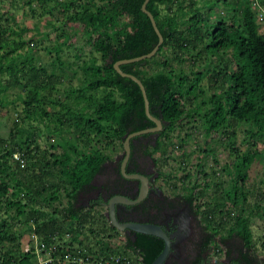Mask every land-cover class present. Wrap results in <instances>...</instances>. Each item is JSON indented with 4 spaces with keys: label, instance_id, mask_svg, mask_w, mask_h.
Listing matches in <instances>:
<instances>
[{
    "label": "trees",
    "instance_id": "trees-1",
    "mask_svg": "<svg viewBox=\"0 0 264 264\" xmlns=\"http://www.w3.org/2000/svg\"><path fill=\"white\" fill-rule=\"evenodd\" d=\"M34 1L42 2V8L50 6V10L61 6L62 23L46 20L48 27L63 29L56 34V42L47 48L52 55L49 62H41L33 53L36 40L22 36L27 29H38L39 25L29 23L16 30L13 25L5 24L11 18L16 19L18 8L29 5L35 14ZM144 1L0 0V128L9 103L21 99L23 110L19 116L24 120L36 117L42 122L46 118L56 121L54 127L48 124L47 133L49 137L59 135L64 139L56 144L61 151L51 152L37 144V137L42 136L41 126L32 124L27 128L14 120L11 141L0 132V256L7 264H45L39 262L33 248L35 232L50 247L58 243L60 252L85 251L88 259L83 264H105V260L107 264H152L164 249L162 237L120 230L111 223L107 212L96 209L108 205L114 195L135 198L137 194L133 191V180L122 172L124 154L107 168L111 156L106 148L116 140L124 148L128 134L155 125L147 115L141 86L115 68L118 60L149 53L159 42L152 19L143 10ZM186 1L149 0L147 9L154 15L164 41L152 57L120 65L123 71L142 80L150 112L163 122L159 132L131 138L132 152L126 172L134 170L130 162H137L136 152L152 156L154 150L162 148L163 138H168L177 124L184 125V120L196 115L203 120L206 137L212 131H226L230 138L236 135V123L246 124L249 150L240 153L235 148L236 160L227 166L233 181L227 187L216 182L217 188L205 204L197 200L207 195L209 183L191 184L187 174L181 183L182 192L170 195L151 183L148 195L141 201L118 203L117 216L123 222L157 223L171 234L164 221L169 214V223L174 224L180 208L187 204L195 218V232L189 239L196 245L195 255L190 258L183 254L177 258L169 253L163 264L209 262L212 244L218 252L225 250V264H264V255L254 248V234L247 215L252 210L264 219V191L257 194L253 208L247 204L249 170L254 161H264L262 21L253 0H206L204 4H209V8L220 3L234 7L229 16L214 22L209 12L203 14L202 8L195 6L196 0H190L189 8ZM124 17L129 19L123 23ZM70 22L83 30L86 41L100 55L83 60L78 68L63 58L65 47H72L77 38L76 32L65 29ZM15 33L19 36L15 37ZM45 34L50 35L48 31ZM187 53L193 57L191 67L175 68L172 60L182 63ZM81 54L82 51L76 50L77 58ZM203 56L208 71L199 70L203 67L200 62ZM78 69H83L82 81L78 85L70 83L65 90L66 98L61 100L58 93L62 85ZM208 72L209 79L216 84L209 95L202 86ZM14 89L15 99H9ZM49 106L53 109L49 110ZM57 106L61 108L55 109ZM15 152L24 161L16 158ZM197 166L204 169L202 158ZM157 172L159 178L162 172ZM140 173L148 175L144 171ZM98 175H103L105 180L97 183ZM179 185L174 181L173 190ZM63 192L67 193L68 202L60 207L55 202ZM82 196L86 197V203L80 200ZM12 209L15 213L10 217L2 215V211L7 213ZM121 233L123 244H116L113 238ZM5 241L9 243L7 246ZM131 252L137 254V260L128 255ZM117 255L123 259L117 261ZM47 256V252L42 254V258Z\"/></svg>",
    "mask_w": 264,
    "mask_h": 264
},
{
    "label": "rangeland",
    "instance_id": "rangeland-1",
    "mask_svg": "<svg viewBox=\"0 0 264 264\" xmlns=\"http://www.w3.org/2000/svg\"><path fill=\"white\" fill-rule=\"evenodd\" d=\"M190 0H187L186 3L188 4L189 8ZM206 0H196L195 6H200L201 12L203 14L209 12L211 16V21H217L222 17H227L231 14V10L234 7H229L228 4H219L216 8H209V4H204ZM234 2V1H233ZM42 2L34 1V8L35 14L32 13L31 7L29 5L25 6V8H18L15 10V17L14 20L11 18L5 24L13 25L16 30L20 28L26 27L29 23L39 25L38 29L31 28L27 29L23 32L22 36L25 39H34L38 42L36 48L33 50L35 56H39L41 62H49L52 59V55L47 52L48 46L52 43L56 42V34L61 32L63 29H55L54 27H48L46 25L47 19H52L55 24L62 23V15L60 14L61 6L50 10V6L45 8L41 7ZM5 9V8H4ZM11 9H14L11 6ZM230 9V11H229ZM192 14V11L189 13ZM128 17H124V21L127 22ZM67 31H72L77 33L76 41L72 44V47L67 48L65 47V51L63 58L65 60L71 61L74 64L75 68H78L77 65H82L83 60H89L92 56L99 57V53L93 50L90 43L86 41V35L84 34L82 29H78L77 25L73 22L67 23L65 26ZM49 32V36L45 34V32ZM260 31L264 33V23H261ZM15 37L19 36L17 33L14 34ZM76 50L82 51L81 57L77 58L75 56ZM55 54V52L53 53ZM186 60L184 62H180L179 60L173 59L172 62L175 68L179 69L184 67L185 69H189L192 65L193 57L190 53L186 54ZM203 64L202 68L199 70L208 71V66L205 63L204 56L200 60ZM59 68H57V71ZM61 72V71H59ZM83 69H78L77 73L68 75L64 85H62L61 92H57L60 95V99L63 100L66 98V89L69 88L70 83L74 85H78L83 78ZM211 75L210 72L206 74L202 81V86L206 89L207 95L211 94L216 87L214 81L209 79ZM72 78V81L69 79ZM13 94L9 96V99H15L14 93L16 89L11 90ZM49 110L53 109V107L49 106ZM60 106H57L55 109H60ZM23 110V102L21 99H16L15 102H10L8 108L6 109V117L4 120V125L1 126L0 132L9 138L12 134L11 128L13 126L14 120H19L23 127H30V125L41 126L42 128V136L37 137V144H39L43 149H49L51 152H60L61 147L57 146V143L64 142L62 136H50L47 133L48 124H51V127H54L58 123L53 121L52 119L46 118V122H42L40 118L33 117L32 119H23L19 114ZM232 128L230 127V131L232 132ZM247 125L244 123H236L235 124V132L236 135L228 138V133L225 131H212V133L206 137L205 135V127L203 124V120L198 115L194 116L192 119L184 120V125L177 124L176 127L171 131L170 136L168 138H163L164 143H162V148L158 150H154L152 156H141L140 164H152L155 161L154 169L160 170L162 173L160 177L156 179V184L161 186L163 191L170 195H174L176 192H182L184 190L183 186L181 185L182 182L185 181V175L190 174L188 178V182L195 183L199 181L201 185H204L206 182L209 183L210 188L207 190V195L204 197H199L197 202L205 204V202L211 198V194L216 190V182H222L224 187H227L231 181H233V176L229 172H227L228 164L232 163L236 160V154L233 153L235 148L240 150V153L247 152L249 150V143L246 141V137L248 134L246 133L245 129ZM65 134L67 135L66 131ZM189 134V135H188ZM154 139L156 137L152 136ZM185 137V141H181V138ZM232 142V143H231ZM52 145H56L54 147ZM105 143H102L104 146ZM233 147V148H232ZM211 148H214V152L210 151ZM109 152L111 159L107 163V168H110L111 163L115 164L117 159L124 154V148L121 146V141L116 140L113 146L106 148ZM205 151V152H204ZM209 151V152H206ZM202 158V164L204 165V169H199L197 166L199 159ZM217 158V161L215 160ZM207 174V175H206ZM250 180H249V187L247 188L248 194V202L247 204H251V208H253V203L256 200L257 194L262 190L264 191V161L256 160L254 161L253 165L249 170ZM104 176L98 175L96 178V182H103ZM169 181V182H168ZM174 181L180 183L177 187L176 191L173 190ZM200 188V187H199ZM222 188H220L221 190ZM83 203H86V197L82 196L80 198ZM80 201V202H81ZM68 202V195L66 192H63L61 195V199L55 202V205L62 207L63 205L67 204ZM204 208V206H203ZM96 209H101L104 212L108 211L107 206H100ZM15 213V210L12 209L9 212L2 211L3 216L10 217L12 214ZM247 215L250 218L251 228L254 234V248L256 252L263 256L264 255V219L257 215L254 211L248 210ZM96 220V219H95ZM95 221L94 224H96ZM195 227V226H194ZM124 234H120L113 238V241L116 244L124 241L123 238ZM197 239V238H196ZM6 246L9 244L7 241L4 243ZM24 247H29L28 244H24ZM194 248L196 245L191 242H186L183 246V250L181 249L182 253L188 255L192 258L194 253ZM222 252V251H221ZM218 252L216 250V246L212 244L209 250V257L210 262H217L225 264V256L224 253ZM218 253V254H216ZM134 260L138 259L136 253H129Z\"/></svg>",
    "mask_w": 264,
    "mask_h": 264
},
{
    "label": "water",
    "instance_id": "water-1",
    "mask_svg": "<svg viewBox=\"0 0 264 264\" xmlns=\"http://www.w3.org/2000/svg\"><path fill=\"white\" fill-rule=\"evenodd\" d=\"M148 1L149 0L144 1L143 10L145 12H147L149 14V16L151 17L153 25H154L157 33L159 34V38H160L159 42L153 48V50L150 51L149 53H146V54H143L140 56H136V57H132V58H126V59L118 60L115 63V68L119 72H121L123 75H126V76L133 78L141 86V89L143 91V95L145 98V107H146L147 115L149 116V118L151 120H153L155 122V125L148 127V128H144V129L135 131V132H132V133L128 134V136L126 137L125 142H124V158L122 161L121 168H122V172L124 173L125 176L137 178L140 180L141 184L139 186V195L136 198H129V197L122 195V194L114 195L108 201L107 213H108V216L110 218L111 223L120 230L131 229V230L138 231V232L156 234V235L162 237L165 241V247L162 250V252L155 258V260L152 262V264H163L165 259L168 256V254L170 253V250H171V244H172L171 235L167 233V231L163 228L162 225L157 224V223L136 222V221H128V222L120 221L118 219V216H117V208H116L117 204L121 203V202L127 203V204H135V203L141 201L142 199L145 198V196L147 195V193L150 189V186H151V182H150L151 180H150V177L148 175L140 173V172H135V173H127L126 172V165H127V162L129 160V158L131 156V152H132L131 138L134 136L140 135V134H144V133L160 131L163 128L162 120L150 112V102H149V99L147 96V91H146L145 85L143 84L142 80L134 74L127 73V72L123 71L120 67L121 63L137 61V60H141L143 58L152 57L153 55L156 54L160 45L164 41V36L161 33L160 29L158 28V25H157V22H156L154 15L152 14L151 11H149L147 9ZM204 264H223V263H217V262H210L209 261V262H206Z\"/></svg>",
    "mask_w": 264,
    "mask_h": 264
},
{
    "label": "flooded vegetation",
    "instance_id": "flooded-vegetation-1",
    "mask_svg": "<svg viewBox=\"0 0 264 264\" xmlns=\"http://www.w3.org/2000/svg\"><path fill=\"white\" fill-rule=\"evenodd\" d=\"M159 131H155V132H149V133H157ZM153 136L155 137L156 134H153ZM136 156H137V162H130V168H133L134 170L130 173H135V172H140V171H144L145 173H147L150 177V182L151 183H156V179L158 175L157 170L154 169V165H155V161L150 165V164H143L141 165V159L140 157H143V154L140 152H136ZM130 160V158H129ZM128 160V162H129ZM127 162V163H128ZM138 164H140V166H137ZM130 178L131 180H133L134 185H133V191L136 192V197L139 195V186H140V180L137 178H133V177H127ZM131 185V186H132ZM157 185V184H156ZM151 187V186H150ZM150 191V189H149ZM148 191V193H149ZM147 193V195H148ZM146 195V196H147ZM145 196V197H146ZM135 197V198H136ZM87 202V199H86ZM123 205H126L127 203H120ZM128 205V204H127ZM108 208V205H105ZM171 219V216L168 214L167 219L164 221L165 224H167V229H171V238H172V244H171V250H170V254L174 255L175 257H180L181 255H183L181 249L183 250V246L185 245V243L190 242V237L192 236V234H194V230H195V218H194V214H193V209L187 205L184 204L181 208L180 211L178 212L176 219H175V223L174 224H170L169 220ZM129 230L128 232L131 231V229H126Z\"/></svg>",
    "mask_w": 264,
    "mask_h": 264
},
{
    "label": "built area",
    "instance_id": "built-area-1",
    "mask_svg": "<svg viewBox=\"0 0 264 264\" xmlns=\"http://www.w3.org/2000/svg\"><path fill=\"white\" fill-rule=\"evenodd\" d=\"M253 5L255 10L258 13L259 19L264 23V0H253ZM14 156L21 161H24L23 158L20 157V153L15 152ZM33 248L40 258V263H48V262H56L59 264L61 262H66L69 264H83L85 259H88L85 256V251H73V250H63L60 252L58 243L53 244L51 247L47 245V242L41 238L36 232L34 233V243ZM44 252L48 253L46 258H42V254ZM220 252V251H219ZM221 253L225 254V250L223 249ZM218 254V253H216ZM225 256V255H224ZM117 261H121L123 257L121 255H117L115 257ZM130 260H127L129 262ZM108 263V260H105V264ZM0 264H7L2 256H0ZM13 264V263H8ZM139 264H145L143 262H139Z\"/></svg>",
    "mask_w": 264,
    "mask_h": 264
}]
</instances>
